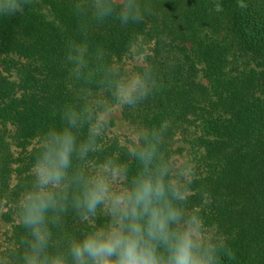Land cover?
I'll use <instances>...</instances> for the list:
<instances>
[{
    "label": "trees",
    "instance_id": "trees-1",
    "mask_svg": "<svg viewBox=\"0 0 264 264\" xmlns=\"http://www.w3.org/2000/svg\"><path fill=\"white\" fill-rule=\"evenodd\" d=\"M141 4L143 21L128 24L116 14L98 19L92 0H30L23 15H0V220L9 224L0 264H25L32 237L20 200L47 129L67 126L69 109H89L93 119L74 129L77 142L85 139L95 117L117 103L114 85L126 80L132 52L140 55L133 76L150 91L135 107H119L130 133L155 132L162 162L171 166L177 153L190 163L180 178L182 207L201 216L217 264H264V0ZM79 46L87 51L77 77L68 56ZM107 124L73 170L91 173L111 158L128 164L130 180L139 168L128 154L132 140L121 142ZM75 191L59 225L49 223V253L67 254L69 239L91 228L72 206ZM106 219L98 214L95 223Z\"/></svg>",
    "mask_w": 264,
    "mask_h": 264
},
{
    "label": "clouds",
    "instance_id": "clouds-1",
    "mask_svg": "<svg viewBox=\"0 0 264 264\" xmlns=\"http://www.w3.org/2000/svg\"><path fill=\"white\" fill-rule=\"evenodd\" d=\"M29 3L0 0V15H23ZM92 7L98 19L116 14L122 24L142 22L148 11L141 0H92ZM215 10L222 9L216 5ZM86 51V46H79L75 55L68 56L77 77L85 66ZM114 88L121 109L135 107L150 91L139 75L116 83ZM111 114H98L86 138L79 142L74 129L93 119L89 109L84 113L69 109L65 113L67 126L47 129L31 168L33 185L20 200V220L32 237L24 252L25 264H68L69 256L72 264H217L215 247L205 243L201 216L182 207L186 196L179 177L187 176L188 170L181 167L182 161L174 170L158 158L157 133L130 134L128 154L139 163L130 180L128 164L111 158L91 173L79 167L73 170L74 157L82 161L96 149V137ZM72 187L77 189L72 206L91 228L79 238L69 239L67 254L49 253V223L59 225ZM49 212L54 215L49 217ZM98 214L106 217V222L96 225ZM228 255L234 258L231 252Z\"/></svg>",
    "mask_w": 264,
    "mask_h": 264
},
{
    "label": "rangeland",
    "instance_id": "rangeland-1",
    "mask_svg": "<svg viewBox=\"0 0 264 264\" xmlns=\"http://www.w3.org/2000/svg\"><path fill=\"white\" fill-rule=\"evenodd\" d=\"M132 52V51H131ZM125 68L127 69V74H126V80L130 79L133 76V71L131 70L132 65L137 64L140 61V55L135 54V53H130L128 54L125 58ZM105 112H111L112 114L109 117V120H111V124H107L106 130H113L116 131L119 134V139L121 140V142H126L125 139H130V131L126 125V123L123 121V119L120 116L119 113V106L118 103H114L112 104L108 109H106L105 111L101 112L100 114H104ZM178 139H176L175 143L178 144L180 142L177 141ZM172 163L171 166L173 167V169L175 170V165L177 162H180L184 160V156H181V154H173L172 155ZM190 163L188 164H184L182 163L181 167L183 169H189ZM181 177H179L180 179ZM9 230V224L0 220V249L2 248V246L4 244H6L7 238H6V234L8 233ZM204 235H205V231L206 230H202Z\"/></svg>",
    "mask_w": 264,
    "mask_h": 264
}]
</instances>
